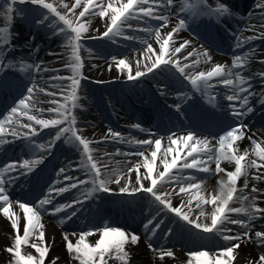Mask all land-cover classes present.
I'll return each mask as SVG.
<instances>
[{"label": "snow or ice", "instance_id": "6c2138e0", "mask_svg": "<svg viewBox=\"0 0 264 264\" xmlns=\"http://www.w3.org/2000/svg\"><path fill=\"white\" fill-rule=\"evenodd\" d=\"M175 2L176 0H69V2L66 0H51V2L50 0H5L0 16H3L9 24L13 19L12 14L18 11L14 7L17 3L21 5L31 3L47 10V13H41L36 23L40 26L47 24L49 29L53 30V35L66 39L64 55L67 56V63L64 67L71 72V75L67 77L54 75L42 81L43 84L52 89H58L59 92L49 91L48 88L41 86V81L33 80L32 86L27 87V94L16 101L15 106L7 111L3 119H0V148L11 142L7 139L9 136L13 139H23L27 141L34 157L10 161L0 166V213L10 222L14 233L10 235L11 245L4 249L10 254L9 264H58V256L49 259L53 244L47 240L45 226L41 222L42 214L48 212L55 216L67 213V210L74 209L76 205L82 204L83 200L90 199L95 193L113 191L109 187L112 183L122 185L119 187L120 193L128 195L143 193L151 198L155 212L154 214L149 212L151 218L143 224V229L149 241V249L157 252L160 260L175 256L172 249L163 247L155 249L150 243L165 225L169 214L199 230L200 233L212 234L226 242L220 246L217 253L189 251L186 264H233L236 252L244 239L264 246V230H254L252 226L253 221L264 218V208L258 206L256 195L249 198L244 194L249 185L250 169H255V173L251 176L253 180L264 181V140L258 141L249 136L251 149L246 148L243 152L239 150V142L244 139L247 128L241 118L253 112V108L249 106L250 98L256 95L252 90V80L258 77L264 84V71L255 73L253 77L243 75L249 64V58L256 52L254 48H250L242 55L234 54L231 66H228L212 63L213 57L210 52L204 48L193 47L190 39H184L179 46H176L174 34L186 27V19H180L171 31H163L169 26V18L164 12L173 9ZM205 6L207 7L206 14L217 18L227 16L231 11L227 4L219 0L215 7L207 6V0H183L180 11L197 12V9ZM256 8L264 10V0H259ZM96 16L105 21L104 31L100 32L97 29L94 35H88L92 20ZM260 18L264 20V11L261 12ZM132 20L145 24L157 21L159 26L140 27L138 25L134 28L130 23ZM125 28L134 32L142 31L149 36L154 34L155 41L159 45L157 51L147 40H141L147 47L135 59L134 65L127 58L112 57L115 68L124 74L128 81H137L155 71L174 69L191 84L192 88L205 94L209 89L222 85L232 93L226 95L225 99L229 102L228 108L231 116L237 121L236 125H229L222 135L214 138L215 143L192 131H188L185 135L176 133L168 135L166 146L162 145L163 137L130 139L127 143L138 145L140 149L148 146L150 151L138 150L134 153H124L123 155L138 156L140 160L128 167L126 174L120 169L108 172V165L99 162L94 155L96 149L91 145L94 142L103 143L108 139L123 141V137L119 132L109 128L101 140L93 141L82 135V130L76 127L77 117L74 109L81 107L78 92L81 80L85 78L81 71L84 66L81 49L84 47L82 44L84 39H108L113 43L117 42V37L126 40L138 39V37L126 35ZM260 28L264 29V24ZM249 31L253 32V35L235 38L236 49H241L256 39H264V30L257 31L256 25H252ZM11 39L10 29L0 27V53L5 52L11 44ZM189 48L191 50H188ZM86 50L91 55L92 50ZM49 55L58 54L50 52ZM258 62L264 65V59ZM113 63L108 65L109 71L112 70ZM201 63H211V67L206 71L198 70V65ZM3 66V57H0V67ZM33 67L37 72L59 73L61 71L59 68L45 67L43 63L21 64L22 70ZM65 80L68 81L67 84L54 83V81ZM213 81L216 83L213 84ZM40 94L50 97L49 100L44 101L51 105L47 109L37 106L41 103L38 98ZM259 95L261 104H264V91ZM210 99L214 98L210 97ZM176 109L180 110L179 104L176 105ZM45 114L49 118H44ZM132 127L142 132L148 131L141 128L139 124H134ZM45 129H55V135L45 143H38L36 138ZM61 138H64L66 144L74 146L80 153L77 167L72 168L71 165L61 167L56 172L57 179L48 185L47 191L35 205L30 201L11 200L8 186L14 184L21 176L34 173L37 166L44 162L45 153H50ZM117 154H121L119 149H117ZM107 155L110 154L105 153V156ZM224 161L234 163V170L227 171L222 167ZM212 163L215 164V174L223 173L227 179L218 181L219 190L217 192L206 194L203 182L193 183L192 181L197 180L196 175L190 173L185 176L184 172L194 170L196 173L212 174L213 170L210 167ZM81 170L87 173V179L68 174L69 171ZM133 173H135L134 183L130 179ZM241 178L244 180L242 188L238 187V181ZM87 184H91L92 187L85 188L80 196L70 203H55L57 197L63 193ZM165 185H168L171 190L161 191ZM260 191L255 185L251 188L252 193ZM173 197L181 198V206L173 205ZM184 197H187L186 201ZM237 201L240 207H233L232 204ZM193 202H195V208L199 209L195 217H193ZM207 205L212 206L210 213L204 211ZM48 206H52L51 209ZM17 207L22 211V216L14 211ZM232 214L243 215L247 219L234 218ZM76 215L77 212L73 210L70 214H66L59 223L65 224ZM201 217H205L210 222L202 221ZM21 223L22 234L20 232ZM228 225H235L237 228L234 230ZM174 230V227L168 226L163 235L170 236ZM234 231L235 234H233ZM96 234L99 235V239H96L94 244L90 243L88 238ZM73 238H75L74 242ZM62 240L73 264H108L109 258L118 260L120 264H130L127 246L137 245L140 236L105 224L104 227L97 228L95 232L91 230L79 233L64 232ZM26 247L35 249L36 254L26 251ZM248 264H264V252L259 255L258 260L248 261Z\"/></svg>", "mask_w": 264, "mask_h": 264}, {"label": "bare ground", "instance_id": "6f19581e", "mask_svg": "<svg viewBox=\"0 0 264 264\" xmlns=\"http://www.w3.org/2000/svg\"><path fill=\"white\" fill-rule=\"evenodd\" d=\"M0 5L2 6V8L0 10L3 11V8L5 6V0H0ZM51 1V0H50ZM66 2H69V0H66ZM255 6L257 3H259V0H253ZM4 4V5H3ZM18 4V3H17ZM14 5V7L16 9H19V6L18 5ZM13 16V14H12ZM244 19H243V23L245 24V28L243 30H241V32L243 31L244 34L246 35H253V32L249 31V28L252 26V25H256L257 27V31H260V30H264V29H261L260 26L262 24H264V20H262L260 17H254V16H250V17H245V15H243ZM19 17H14L13 16V19L11 20L12 22V28H14L18 23H16L17 19ZM24 18H25V23H26V14L24 15ZM0 19H3V20H6L3 16H0ZM135 20H132L130 21V23L133 25V27H137L138 25L140 27H143V22H135ZM172 20H170V23H171ZM4 22V21H3ZM8 22H6L7 24ZM21 22H19L20 24ZM24 23V24H25ZM28 23L32 26V23H30L28 21ZM104 25H105V21L102 20L99 16H96L93 18L92 20V24L90 26L91 30L89 32L88 35H94L96 33V30L99 29L100 32H103L104 31ZM166 30L168 31L169 30V26L166 28ZM134 31H132L131 29H127L125 28V34L126 35H130L132 34ZM181 32V31H180ZM236 36H232V35H229L228 36V44L230 43H235L234 39H235ZM225 39L227 41V35H225ZM140 42L141 40H147L149 43H151L153 45V48L156 49L158 51L159 49V45L156 43L155 41V36L154 34L152 36H142L140 39ZM225 41V40H224ZM225 41V42H226ZM192 44H194V47L196 48H205L206 46L202 43H195L194 41H192ZM65 45H66V42L64 44H62L61 46H57V47H53L57 54L58 55H49V53H46L45 54V58H46V64L49 62V61H52V68H54V65L55 63H58L57 65V68L58 66H60L59 69L61 70H64L66 71L69 75H71V72L70 70H68L67 68L64 67L65 63H67V57H64L63 56H66L64 55L66 49H65ZM179 43H176V46H178ZM147 47L146 44H143L141 42V45L140 47H138V49L134 50V51H130L126 54H123V55H120V56H117V59H120V58H127L128 60L132 61L133 62V65L135 64V59L139 56V54L141 52L144 51V49ZM26 50V48H24ZM257 53H264V44H262V46H258L257 48ZM155 57H153L154 59ZM82 60L84 62V66L82 68V72H87L89 75L93 76V77H102V78H109V77H117L118 75H116L117 73H119V71L115 68V65L112 61V59H103V58H100V56H98L95 52L91 51V55H87V56H84V52H83V57H82ZM110 63H113V68L111 71H109L108 69V65ZM249 64H252L250 63V60H249ZM248 64V65H249ZM56 73V72H55ZM67 81V80H66ZM82 123L86 124L88 123V119L86 118L85 120L82 121ZM167 145V139L165 140V144L164 146ZM175 147V146H174ZM150 151V149H149ZM169 159H171V156H169ZM141 172H143V169H141ZM133 178L132 181L134 182L135 181V173L132 174ZM209 188H204V191L206 193V191L208 190ZM171 190V189H169ZM168 190V191H169ZM209 192V191H208ZM210 193H215L214 190L210 191ZM147 198H150L148 195H147ZM180 197H173V202H176L180 205ZM185 201L187 200V197H184ZM205 211V210H204ZM206 212V211H205ZM5 230V228L3 227L1 231ZM6 238L5 236L0 232V246H3L6 242ZM155 257H158V253L155 252ZM186 256H182L180 261H177L178 264H186V261L185 260L183 262V259L185 258ZM243 253H242V248H240L239 250H237L236 252V259L234 260V263H237V262H241L243 261ZM177 260V259H175ZM0 264H1V259H0Z\"/></svg>", "mask_w": 264, "mask_h": 264}]
</instances>
